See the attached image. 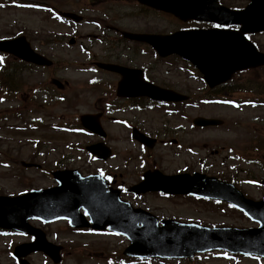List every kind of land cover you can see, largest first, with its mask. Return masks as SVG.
Listing matches in <instances>:
<instances>
[{
  "label": "rangeland",
  "instance_id": "rangeland-1",
  "mask_svg": "<svg viewBox=\"0 0 264 264\" xmlns=\"http://www.w3.org/2000/svg\"><path fill=\"white\" fill-rule=\"evenodd\" d=\"M23 6L15 4H0V38L14 37L22 34L26 37L31 47L38 53L51 59L54 67L49 70L26 71L18 76V82L23 88L21 98L0 101V193L16 194L29 189L47 188L54 185L49 172L55 169H76L81 174H91L102 171L109 173L110 169L118 170L123 175L122 183L129 186L136 183L139 177L140 160L143 155L138 145L128 139L127 128L121 127L124 120L138 123V129L149 132L155 136L156 146L148 151L144 157L147 166H154L165 174L190 171H203L209 176L223 175L237 181L236 187L248 198L259 200L262 190L258 186L260 179H264V149L259 154L252 150L250 144L264 142V126L261 120L252 121L254 117H261L248 109L242 112L225 108H204L202 110L188 109L187 120L178 116H165L162 111L147 109L128 115H115L118 123L111 124L103 121V127L108 131L107 143L113 153L114 159L104 165L94 161L84 150V147L96 140L82 132H59L47 128L48 122L64 126H73L74 120L84 113L99 111L105 104L98 97L99 92L90 90L84 92L82 84L91 78H111L109 75L95 73L89 65L91 61L104 59L103 52L96 48L97 54H84L76 46L69 47L68 38L64 35L70 31L64 25H59L51 18L47 9L42 6L56 7L65 12L78 13L82 10L92 13L109 8L111 3L93 5L90 1L99 0H21ZM104 1V0H100ZM114 1V0H113ZM127 8L130 13L119 16L118 26L128 29L143 31H162L164 21L151 18L150 21H136L141 17L146 18V13L138 11L133 4L114 1ZM112 3V4H115ZM28 4L36 6L31 7ZM102 5V6H100ZM41 8V9H40ZM94 8V9H92ZM79 14V13H78ZM96 10L94 15L96 16ZM90 15V14H88ZM98 17V16H96ZM135 18H137L135 20ZM89 32H95L92 26H82L78 32L80 37ZM58 39L57 36H61ZM64 37V39H63ZM65 44H61V42ZM92 58V60L90 59ZM145 65L148 76L156 84H175L179 80L187 81L188 86L195 85L184 72L180 71V62H162L152 54H136L133 66ZM259 76V75H257ZM51 79H57L66 88L56 92L63 98L62 101L52 102L46 94H41L40 104H32L27 92L38 84L51 86ZM260 79V78H259ZM55 91V88L52 87ZM80 91L78 98L70 103V98L75 91ZM17 107H21V115H8ZM26 111V112H25ZM107 111V110H106ZM215 117L224 120V125L219 128L197 129L191 125V120L196 116ZM40 117H44L41 121ZM53 117V119H52ZM39 122H35L36 120ZM32 121V122H30ZM232 123H237L232 126ZM30 125L40 128L31 131ZM184 127L181 133H175V126ZM49 126V125H48ZM250 134V135H249ZM55 142L48 143L50 138ZM157 137V138H156ZM253 138V140H252ZM175 139L180 145L171 143ZM252 140V141H251ZM39 143V144H38ZM38 145V146H37ZM54 145V147L52 146ZM10 156V159L6 155ZM27 161L36 157L41 170L23 169L13 158ZM127 161L126 165L122 161ZM16 176V177H15ZM249 180V181H245ZM120 183V182H117ZM125 194V193H124ZM122 199L132 205L144 209L159 219H174L182 222H193L206 226H252L241 214L229 209L226 204L215 207L212 203H205L191 197H163L155 193H148L139 197L123 195ZM37 226V225H36ZM48 241L62 246L61 262L59 264H106L110 259L111 264H120L117 260L128 242L119 235L105 232H76L66 227L64 222H57L47 227H41ZM23 241L16 237H0V264H14L8 255L12 243ZM220 253H210L194 258L193 261H154L147 262H122V264H264V260H248L244 257H227ZM31 264H52L43 254L37 253L27 258Z\"/></svg>",
  "mask_w": 264,
  "mask_h": 264
},
{
  "label": "water",
  "instance_id": "water-1",
  "mask_svg": "<svg viewBox=\"0 0 264 264\" xmlns=\"http://www.w3.org/2000/svg\"><path fill=\"white\" fill-rule=\"evenodd\" d=\"M140 3L171 12L176 16H184L185 12L194 11L192 0H138ZM248 11L235 13L234 23L242 25L240 32L264 28V20L243 18ZM75 18L74 15H65ZM212 39L216 41L211 47L215 55L224 54L228 33H213ZM227 34V35H226ZM235 48V67L241 68L244 60V45L241 33L233 34ZM137 40L146 41L153 45L161 56L176 52L179 53L186 46L190 54L191 41L184 37H175L167 42L158 40L154 36H132ZM165 48L166 51L159 49ZM0 51L11 53L17 58L37 65L49 66L51 63L42 56L34 53L24 37L11 41L0 42ZM238 64V65H237ZM99 67L114 71L122 76L120 82V96H148L154 100H179L178 95L160 90L143 83L136 72L113 65H98ZM140 73V72H139ZM124 86V91L122 87ZM119 87V88H120ZM82 125L90 131L102 135L96 118L82 116ZM198 126L216 124L215 121L197 119ZM144 141V140H143ZM145 142V141H144ZM152 146V145H150ZM87 151L100 158L108 156V150L101 144L86 148ZM58 187L32 191L16 198L0 197V227L28 231L35 236L33 243L17 247L15 255L22 257L30 252L42 251L52 258L54 263L59 262V247L47 244L43 234L38 230H28L27 219L38 218L49 222L59 218H66L73 227H88V223L78 214L82 208L92 222V228L103 230L106 226L116 233L122 234L130 241V245L123 254L131 257H162V258H188L196 252H205L215 249H225L230 252L250 253L264 256V201L252 202L246 200L231 185L220 183L214 179L199 174L164 177L159 173H146L144 181L133 186L130 191L137 194L147 191H161L168 194H192L200 197L220 199L229 202L242 210L252 220L257 221L259 228L254 230L237 229H208L205 227L180 224L174 221H161L141 210L132 209L131 206L118 198L117 191H106L105 183L97 175L81 178L76 171H63L53 173ZM102 181V182H101Z\"/></svg>",
  "mask_w": 264,
  "mask_h": 264
},
{
  "label": "flooded vegetation",
  "instance_id": "flooded-vegetation-1",
  "mask_svg": "<svg viewBox=\"0 0 264 264\" xmlns=\"http://www.w3.org/2000/svg\"><path fill=\"white\" fill-rule=\"evenodd\" d=\"M105 1H97L98 4L104 3ZM122 3L127 4L129 0H121ZM220 4L226 6L227 8H230L232 10H240L242 7H244L247 2L241 1L236 2L235 0H221ZM139 8L143 12H148L145 17H141L140 19L135 18L136 21H150L152 18H157L159 20L164 21L165 26L161 30L162 31H143L138 29H128L127 33H143V34H149V33H156V34H165L170 33L175 30H195V29H211L215 27L214 24L205 23V22H198V21H180L174 18L171 15L164 14L161 12H156L150 8H146L143 6H139ZM110 18L113 19L114 22L116 21V17L111 16ZM96 28H99V30L105 31L107 30L108 34H91L88 33L85 35V40L87 44H93L97 43L99 44L98 48L100 52H103L106 56V58L111 63L116 64H122L125 66H128L129 68H140L133 66L135 63L136 55L135 52H138L140 50L149 49L146 45L136 46L133 44H138L135 42H131L128 39L124 38L122 36L123 30L119 29L117 26L109 24H103V23H97ZM234 28V27H231ZM91 38L95 40V42H91ZM246 38L255 46L258 52L264 54V31L254 32L246 35ZM75 42V40H74ZM81 39H77L75 42V45L77 43H80ZM84 51H92L93 47H83ZM96 51V50H93ZM186 63V62H185ZM187 66V65H186ZM25 64L21 63H11L9 61H4L2 64H0V97H7L10 96L9 92L11 89H17V87L21 84V82L17 83L18 76L24 74L25 71ZM13 70V73L11 71ZM259 72V76L254 77L256 72ZM197 74V73H196ZM111 78H103L99 79L98 83L96 85H93L92 87H89L90 89H98L99 90V98L104 100V102H109L108 107L106 108L108 111H123L125 113H136L134 112L137 107H139V103H145V106H149V104L153 105L150 101L144 98H118L115 94L116 86L119 81V77L116 74H110ZM237 79H231L228 83L218 86L214 89H208V87L205 85V83L202 80V76H199L197 74V77H194L195 79V85L188 86L187 81L185 80H179L175 84L166 83L167 86L165 88L173 89L175 92H178L184 96L187 97V100H185L182 103H176L173 104V111L177 116L181 119H185L188 104L195 105V110H202L204 108H224V106H218L215 104H206L204 100H213V95H220V98L225 99L228 97H232L234 95V90L236 85L242 84V95L249 99V102H254L255 105L254 110H264V65L257 68V70H249L245 71L239 76L236 77ZM260 78V79H259ZM146 80L152 82L151 79L146 77ZM192 81V79H189ZM11 85V87H10ZM255 91V92H254ZM258 93H257V92ZM232 92V93H230ZM217 100V99H214ZM192 108V107H189ZM92 113H99L100 114V121L103 125V121L105 123L111 122L113 124L115 120V116L110 115L107 113V111L104 108L101 110H97ZM264 118H260L259 120H263ZM125 123L129 124V129L137 128L138 129V123H133V121H123ZM261 124V123H260ZM104 128V127H103ZM104 130L107 133V137L105 142H109V136L108 131L104 128ZM144 131V130H142ZM183 130L178 126V130L176 132L181 133ZM146 132V131H144ZM148 134H150L148 132ZM151 136V135H149ZM148 169V167L146 168ZM122 174H119L118 177H122ZM0 233H4L7 235H15L24 237L25 241H30L31 238L29 236L20 235L17 233L12 232H6V231H0Z\"/></svg>",
  "mask_w": 264,
  "mask_h": 264
},
{
  "label": "snow or ice",
  "instance_id": "snow-or-ice-1",
  "mask_svg": "<svg viewBox=\"0 0 264 264\" xmlns=\"http://www.w3.org/2000/svg\"><path fill=\"white\" fill-rule=\"evenodd\" d=\"M227 258V257H226Z\"/></svg>",
  "mask_w": 264,
  "mask_h": 264
}]
</instances>
